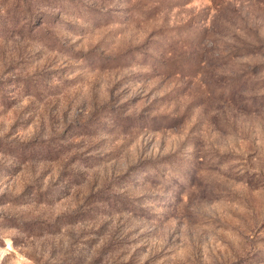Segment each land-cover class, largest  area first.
Instances as JSON below:
<instances>
[{
  "label": "rangeland",
  "instance_id": "obj_1",
  "mask_svg": "<svg viewBox=\"0 0 264 264\" xmlns=\"http://www.w3.org/2000/svg\"><path fill=\"white\" fill-rule=\"evenodd\" d=\"M0 264H264V0H0Z\"/></svg>",
  "mask_w": 264,
  "mask_h": 264
}]
</instances>
